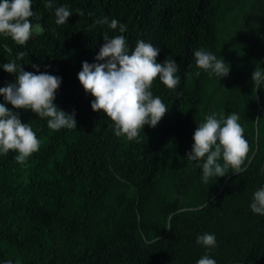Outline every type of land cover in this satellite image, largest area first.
Segmentation results:
<instances>
[{
    "label": "trees",
    "instance_id": "obj_1",
    "mask_svg": "<svg viewBox=\"0 0 264 264\" xmlns=\"http://www.w3.org/2000/svg\"><path fill=\"white\" fill-rule=\"evenodd\" d=\"M45 3L32 0L34 33L26 44L0 35V87L16 79L3 69L12 60L60 77L54 103L75 111L77 128L51 130L46 119L6 103L41 144L24 165L15 152L0 153V264H196L206 252L216 264H264V215L250 207L264 187V83L256 89L251 79L255 69L264 71V0ZM60 6L72 12L63 25L55 23ZM229 14L249 32L234 39ZM104 17L126 31L94 24ZM105 34L124 35L130 52L144 40L160 49L157 62L179 65L175 90L159 78L150 89L168 111L132 141L115 136L114 122L92 110L94 97L78 80L82 62H96ZM200 48L229 65V109L240 116L250 147L242 172L229 168L207 183L203 160L186 158L197 125L217 112L203 102L209 73L196 66ZM206 232L216 237L210 250L196 242Z\"/></svg>",
    "mask_w": 264,
    "mask_h": 264
},
{
    "label": "clouds",
    "instance_id": "obj_2",
    "mask_svg": "<svg viewBox=\"0 0 264 264\" xmlns=\"http://www.w3.org/2000/svg\"><path fill=\"white\" fill-rule=\"evenodd\" d=\"M31 6L32 0H0V35L10 37L18 45L26 44L33 35L31 17L34 12ZM44 7L53 9V0H47ZM77 13L84 15L83 11L78 10ZM54 14L55 23L63 25L72 12L66 6H60L55 7ZM94 24H107L113 30L119 28L120 33L126 31L124 24L116 19L109 22L108 17L97 19ZM36 28L39 29V25ZM103 36L105 43L95 56L96 62L83 61L78 80L85 93L94 97L92 110L102 111L114 122L115 136L132 141L139 137L145 125L156 127L168 111L162 99L154 96L150 89L159 78L166 87L175 90L180 83V77L176 75L179 65L174 59L167 58L163 63L157 62L160 49L144 40H138L130 52L124 35ZM23 56L21 52L17 59ZM194 58L196 66L210 75L222 78L230 72L223 59H217L216 55L203 48L194 52ZM33 67L38 68L35 64ZM3 69L15 73L16 79L0 87V95L5 101L0 103V153L7 155L9 151L15 152L14 160L24 165L39 150L41 141L31 125L22 122L18 112L10 110L6 103L14 109L30 110L46 119L48 127L54 131L77 128L75 111L69 114L54 103L61 84L60 77L48 72L25 71L15 60L4 63ZM251 79L254 87L259 89L264 83V71L255 69ZM239 120L240 116L234 112L227 116L221 114L219 118L212 113L197 125L193 134L194 143L186 158L196 162L203 160L202 179L205 183L210 177L225 176L229 168L234 173L244 170L250 147ZM250 207L254 213L264 215V187L254 192ZM196 242L209 250L216 247V237L211 233L198 235ZM4 264H13V261L9 259ZM196 264H216V261L206 252Z\"/></svg>",
    "mask_w": 264,
    "mask_h": 264
},
{
    "label": "rangeland",
    "instance_id": "obj_3",
    "mask_svg": "<svg viewBox=\"0 0 264 264\" xmlns=\"http://www.w3.org/2000/svg\"><path fill=\"white\" fill-rule=\"evenodd\" d=\"M230 23L231 27V36L236 39L239 38L240 34L245 32H249V27L247 25L243 26L244 24H240V20L236 15L229 14L226 15ZM34 33V30H33ZM229 80V76L218 78L214 75L208 74V79L203 86V102L204 105H207L206 109L214 110L216 109V114L218 118L221 114L227 116L228 114L232 113L229 109V95L228 91H225L224 87L227 85Z\"/></svg>",
    "mask_w": 264,
    "mask_h": 264
}]
</instances>
